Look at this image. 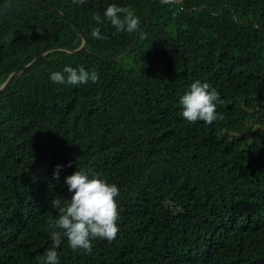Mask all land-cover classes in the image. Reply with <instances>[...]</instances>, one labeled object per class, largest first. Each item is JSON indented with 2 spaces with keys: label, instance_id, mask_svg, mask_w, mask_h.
<instances>
[{
  "label": "trees",
  "instance_id": "trees-1",
  "mask_svg": "<svg viewBox=\"0 0 264 264\" xmlns=\"http://www.w3.org/2000/svg\"><path fill=\"white\" fill-rule=\"evenodd\" d=\"M113 3L140 31L97 24ZM83 4L0 0V86L52 48L0 89V264H40L78 170L118 185L119 233L91 254L64 238L59 264H264V0ZM66 65L99 80L53 83ZM196 80L224 120L182 117Z\"/></svg>",
  "mask_w": 264,
  "mask_h": 264
},
{
  "label": "clouds",
  "instance_id": "clouds-1",
  "mask_svg": "<svg viewBox=\"0 0 264 264\" xmlns=\"http://www.w3.org/2000/svg\"><path fill=\"white\" fill-rule=\"evenodd\" d=\"M160 2L175 5L180 0H160ZM73 3L84 6L85 0H73ZM93 19L100 25H103L105 20L109 21L117 32L126 31L131 34L140 31L141 28L140 19L134 9L121 7L115 3L106 8L103 18L97 13ZM91 35L95 39L105 38L101 34L100 27H94ZM50 80L58 84L78 85L86 84L89 80L96 83L99 75L94 70L89 72L83 67L77 69L66 65L62 72H52ZM179 103L182 105V117L189 124L202 121L211 125L217 120L225 119L224 115L217 111L218 105L223 104L220 93L207 82L200 80L193 82L190 90L180 98ZM62 167V165L56 166V171L53 173L56 179H59ZM65 182L73 195L70 199L62 200L57 197L52 201L59 216L57 219L50 218L47 222L46 230L50 234L53 246L47 250L46 256L41 258L40 264H59L57 249L64 238L74 251L83 250L91 254L94 240L111 242L119 233L120 189L116 183H110L99 174L90 177L82 170L68 176Z\"/></svg>",
  "mask_w": 264,
  "mask_h": 264
},
{
  "label": "water",
  "instance_id": "water-1",
  "mask_svg": "<svg viewBox=\"0 0 264 264\" xmlns=\"http://www.w3.org/2000/svg\"><path fill=\"white\" fill-rule=\"evenodd\" d=\"M32 1H35V0H32ZM36 2H37V1H36ZM53 9H55V8H53ZM55 10H57V9H55ZM57 11H58V10H57ZM87 45H88V43H87V39H86V37H83V42H82L81 46H80L78 49H82V48L87 49ZM59 47H60V46H57V47H55V48H59ZM60 48L68 49L67 47H60ZM51 49H52V48H48V49L44 50L42 53L39 54V56L35 57L32 61H30L29 63H27L24 67H22V68H18V69H16V70H14V71L10 74V76L8 77V79L5 81V86L8 84L9 80L12 79L17 73H19V72L22 71V70H25V69L29 68L32 64H34L35 62H37V60H38L39 58H41L46 52H48V51L51 50ZM75 50H77V49H74V50H72V51H75Z\"/></svg>",
  "mask_w": 264,
  "mask_h": 264
},
{
  "label": "rangeland",
  "instance_id": "rangeland-1",
  "mask_svg": "<svg viewBox=\"0 0 264 264\" xmlns=\"http://www.w3.org/2000/svg\"><path fill=\"white\" fill-rule=\"evenodd\" d=\"M52 7H54V8L57 9L60 13L63 14V12H62L59 8H57V7H55V6H52ZM81 44H82V43H81ZM80 46H81V45H80ZM80 46H78L77 48H74V49H78ZM60 47H62V46H60ZM60 47H59V48H60ZM74 49H71V51L74 50ZM67 50H69V49H67ZM11 73H12V72H11ZM4 86H5V83H4L3 85L0 86V89L3 88Z\"/></svg>",
  "mask_w": 264,
  "mask_h": 264
}]
</instances>
